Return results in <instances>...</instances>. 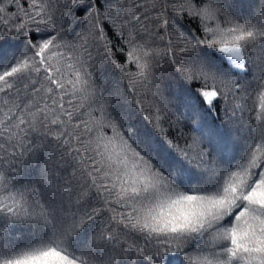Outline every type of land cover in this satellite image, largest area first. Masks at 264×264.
<instances>
[{"label": "snow or ice", "instance_id": "6c2138e0", "mask_svg": "<svg viewBox=\"0 0 264 264\" xmlns=\"http://www.w3.org/2000/svg\"><path fill=\"white\" fill-rule=\"evenodd\" d=\"M0 264H264V0H0Z\"/></svg>", "mask_w": 264, "mask_h": 264}]
</instances>
